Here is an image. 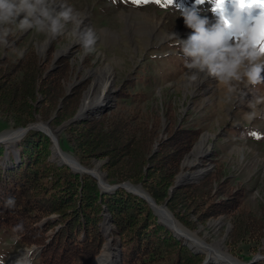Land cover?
<instances>
[{"label":"rangeland","instance_id":"374dc122","mask_svg":"<svg viewBox=\"0 0 264 264\" xmlns=\"http://www.w3.org/2000/svg\"><path fill=\"white\" fill-rule=\"evenodd\" d=\"M60 2L84 14V25L93 29L97 42L94 51L85 55L82 46L76 43L74 37L67 31L55 38L35 30L23 33L16 31L8 37L10 46L6 49L0 47V58L8 52L14 62L23 57L28 50H32L44 64L43 77L54 69H58L62 74L60 92L56 91L51 101L37 90L34 97L28 101L33 109L34 120L26 126L48 123L57 143L62 142L61 145L68 151L62 150L58 143L59 149L75 160L77 158L69 150L70 133L66 130L70 123L84 119L124 115L143 118L149 127L156 120L158 128L150 152L156 151L160 142H167L166 140L172 136H181L180 132L197 130L198 137L184 155L168 193L171 194L177 188L175 184L199 185L200 182L210 179L208 185L210 201H229L236 210L233 213L210 217L202 222L196 221L195 215H191V220L195 222L192 229L178 223L207 244L219 245L224 253L241 264H258L264 261V237L257 239L256 234L258 228L264 226V200L254 199L252 196L257 189L264 195V115L250 123L243 119V113L249 111L246 102L252 98L251 86L244 89L245 94L241 95L236 103L226 104L224 86L219 85L213 78H208L203 83L189 85L185 79L188 70L184 67L183 54L174 41L169 39L172 32L180 39H187L192 31L185 26L183 17L179 15V11L183 9L195 8L202 17L208 18L210 25L216 23L218 17L213 11V0H203V3L198 0H175V5H169L163 0L161 3L149 0L148 3L140 5L133 4L131 0H60ZM226 7L228 11L231 10L230 0H227ZM71 28L72 25H69L68 29ZM258 46H261V42ZM21 50L23 56L18 55ZM106 67L113 70L114 76L104 105L99 110H92L78 117L85 94L93 86L97 75ZM255 88L264 90V84ZM68 96H77V101L72 103L74 106L64 100ZM62 107L71 108L70 113L64 114L63 121L50 125L49 121ZM105 110L107 111L104 112ZM18 128L11 119L5 120L0 116V134ZM204 134L207 138L200 153L197 154L195 147ZM22 137L14 142H0L5 149V156L0 159L2 170L8 171L18 166L20 160L17 144ZM50 143L47 160L60 166L64 165L55 155L51 140ZM10 156L12 160L9 159ZM106 161V158L84 160L82 163L77 160L83 167L97 169L105 183L109 184L104 167ZM203 169L205 172L202 175L177 182L179 175L194 174ZM90 177L95 180L100 193L112 191L100 188L97 180ZM133 186L141 188L139 185ZM164 204L166 206V202L161 205ZM100 207L101 219L98 227L102 244L89 264H93L105 251L107 244L116 252L118 264H121V245L115 235L111 215L104 203H100ZM199 209L198 212H204L206 206L201 205ZM170 214L172 215L171 212ZM236 216L244 220L241 227L248 224L246 232L241 229L240 233L237 234L238 231L235 233L238 240L232 239ZM155 217L165 226L157 215ZM47 219L54 220L51 224H56L58 215L51 214ZM26 230L27 227H23L21 232L24 233ZM57 230L58 224L52 225L44 235L33 237L35 240L22 241L0 228V257L4 258L3 264H13L24 249L33 246L38 252L33 264H41L39 259L45 245L38 244H48ZM250 231L254 234L250 235ZM172 234L193 253L204 255L202 263L206 260L205 264L208 262L223 264L218 259L207 258L204 252L197 251L189 242L178 238L173 232ZM243 235L244 238L240 239Z\"/></svg>","mask_w":264,"mask_h":264},{"label":"trees","instance_id":"16d2710c","mask_svg":"<svg viewBox=\"0 0 264 264\" xmlns=\"http://www.w3.org/2000/svg\"><path fill=\"white\" fill-rule=\"evenodd\" d=\"M7 53L0 58V116L11 119L16 127H25L34 120L28 101L36 90L51 101L56 91L60 92L62 74L54 69L43 77L44 64L32 50L14 62ZM64 100L72 105L77 96H68ZM70 109L60 108L49 121L50 125L63 121L64 114H69ZM157 128L156 120L149 127L143 118L120 115L73 122L66 131L70 133L69 150L80 163L106 158L104 167L109 184L129 182L139 185L156 205L166 202L174 219L188 229L195 226L191 215L202 222L233 213L236 209L231 202L210 201V179L199 185L185 184L168 193L184 155L198 137V131L180 132L181 136L160 142L157 150L150 152ZM58 143L62 150L68 151L62 142ZM50 144L47 135L28 130L17 144L18 166L8 171L0 168L1 229L17 239L28 241L35 240L33 237L39 234L44 235L48 228L58 224L49 243L38 244L45 245L39 259L41 264H89L102 244L98 227L100 203L106 205L115 226V235L121 245V264L202 263L204 255L193 253L160 224L142 198L123 188L100 193L95 180L87 174L72 172L68 166L49 162ZM4 150L0 145V159L5 156ZM8 197H15L16 205L12 209L5 207ZM201 205L206 206V211L198 212ZM51 214L58 215L56 224H51L54 220H46ZM234 221L232 239L236 238L237 231V234L242 230L246 232L248 226L241 227L244 220L239 216ZM18 224L27 227L26 232H15L13 229ZM256 234L257 239L264 237V226L259 227ZM258 264H264V261Z\"/></svg>","mask_w":264,"mask_h":264},{"label":"clouds","instance_id":"9594fccd","mask_svg":"<svg viewBox=\"0 0 264 264\" xmlns=\"http://www.w3.org/2000/svg\"><path fill=\"white\" fill-rule=\"evenodd\" d=\"M228 12L230 26L216 12L218 19L210 25L208 18L202 17L195 8L183 9L179 15L192 31L187 39H180L174 32L169 39L183 54L184 67L188 70L185 79L189 85L213 78L224 86L226 104L236 103L245 94L244 89L251 86L252 98L246 102L249 111L243 113V119L250 123L264 115V90L255 88L264 84V47L258 46V29L264 26V16L256 17L246 26L239 4L232 5ZM69 25H72L70 30ZM30 30L46 33L50 38L67 31L82 46L85 55L94 51L97 42L93 29L84 25V14L60 0H0V47L10 46L8 37L14 32ZM18 55L23 56V51ZM252 196L264 200L260 189ZM15 205V197L5 201L6 208L12 209ZM13 230L21 232L23 225L18 224ZM37 254L35 246L24 249L13 264H33ZM3 261L0 257V264Z\"/></svg>","mask_w":264,"mask_h":264},{"label":"bare ground","instance_id":"6f19581e","mask_svg":"<svg viewBox=\"0 0 264 264\" xmlns=\"http://www.w3.org/2000/svg\"><path fill=\"white\" fill-rule=\"evenodd\" d=\"M113 76H114L113 70L107 67L97 75V79L95 80L93 86L90 88V90L85 94L83 98V101L78 111V117H81L86 113L91 112L92 110H96V109L99 110V108H101L104 105L105 100L110 91ZM34 127L51 134L50 130H48V128L43 124H36ZM21 135H22L21 129L8 130L0 134V140L2 142H14L18 138H20ZM206 138L207 135L205 134L202 135L200 141L197 143L195 147V151L197 154L200 153V149H202ZM53 149L55 155L64 165L68 166L71 169H75V170L77 169L80 173L83 172V170H81L80 168L82 167L84 170H87V172L90 175L95 177L96 180H98L102 188L104 187L105 181L103 180L101 174L98 172L97 169H88L86 167L79 166L77 160H75L69 154L64 153L59 148L56 147L54 148V146ZM204 172L205 169L198 170L194 174H181L178 176L177 182L180 183L189 179H194L202 175ZM125 187L131 193L140 196L149 203V201L147 200L149 199L147 194L141 188L130 185L129 183H126ZM151 207H152V211L155 212L154 214L157 215L158 218L160 219V222L166 225L167 228L171 229V231L178 238H182L186 242H189L191 245H193L197 251L204 252L207 255V258L218 259L223 264H241L240 262L231 258L228 254L224 253L219 245L207 244L203 240L197 238L194 234L184 229L178 222H176V220L173 218L170 212H168V210H166L165 208L154 205H152ZM93 264H118L117 254L110 246V244L105 245V251L95 259Z\"/></svg>","mask_w":264,"mask_h":264},{"label":"snow or ice","instance_id":"6c2138e0","mask_svg":"<svg viewBox=\"0 0 264 264\" xmlns=\"http://www.w3.org/2000/svg\"><path fill=\"white\" fill-rule=\"evenodd\" d=\"M131 2L135 5H140L148 3L149 0H131ZM154 2L161 3L162 0H154ZM163 2L169 5H175V0H163ZM198 2L203 3V0H198ZM226 2L227 0H213V4L215 5L213 11L217 15H221L225 19V23L230 26L231 14L228 12ZM230 2L233 6L239 4L242 13V22L246 26L251 25L256 17L264 16V0H230ZM254 11L255 15H253ZM260 42L261 47H264V26L260 29Z\"/></svg>","mask_w":264,"mask_h":264},{"label":"water","instance_id":"95a60500","mask_svg":"<svg viewBox=\"0 0 264 264\" xmlns=\"http://www.w3.org/2000/svg\"><path fill=\"white\" fill-rule=\"evenodd\" d=\"M107 110H105L104 112H106ZM103 112V113H104ZM36 124H41V123H35V124H29V125H27V126H25V127H19L18 129H21L22 130V135H21V137L28 131V130H38V131H40V132H43L45 135H47L49 138H50V140H51V142H52V144H53V146H54V148L56 147V148H59V146H58V143H57V140H56V137H55V135H54V133L52 132L51 134H52V136H51V134L50 133H47L46 131H42V130H39V129H37V128H35L34 126L36 125ZM47 128H48V130H50V128L48 127V123H46V124H44ZM51 131V130H50ZM0 142H2L1 140H0ZM60 163H62V162H60ZM63 164V163H62ZM79 166H82V165H80L79 164ZM81 168V170H83V172L82 173H84V174H88V175H90L88 172H87V170H84L82 167H80ZM70 170L71 171H73V172H78V173H80L77 169L75 170V169H71L70 168ZM90 176H92V175H90ZM93 177V176H92ZM93 178H95V177H93ZM97 182H98V180H97ZM126 183H129V182H124V183H121V184H115V185H109V184H107V183H105V185H104V187L102 188L101 187V185H100V183L98 182V185L100 186V188H102V189H105V190H113V189H116V188H123V189H125L126 191H128V192H130L129 190H127V188L125 187V184ZM130 184V183H129ZM175 187H179L180 186V184H175L174 185ZM131 193V192H130ZM133 194V193H132ZM135 195V194H134ZM136 196H138V195H136ZM148 196V195H147ZM138 197H140V196H138ZM141 198V197H140ZM148 198L149 199H147L148 201H149V203L145 200V202L150 206V208H151V210H152V205H154V206H158V207H163V208H165L166 209V206H165V204L164 205H156L155 203H154V201L148 196ZM143 199V198H142ZM144 200V199H143ZM166 226V225H165ZM206 263V260H204V262L202 263V264H205Z\"/></svg>","mask_w":264,"mask_h":264}]
</instances>
